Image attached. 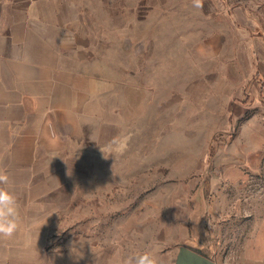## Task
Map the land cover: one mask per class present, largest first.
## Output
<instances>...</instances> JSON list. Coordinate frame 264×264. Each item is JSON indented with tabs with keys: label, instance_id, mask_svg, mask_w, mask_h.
Masks as SVG:
<instances>
[{
	"label": "rangeland",
	"instance_id": "374dc122",
	"mask_svg": "<svg viewBox=\"0 0 264 264\" xmlns=\"http://www.w3.org/2000/svg\"><path fill=\"white\" fill-rule=\"evenodd\" d=\"M70 1L110 46L111 96L59 137L30 264H264V0Z\"/></svg>",
	"mask_w": 264,
	"mask_h": 264
},
{
	"label": "crops",
	"instance_id": "0c3cea01",
	"mask_svg": "<svg viewBox=\"0 0 264 264\" xmlns=\"http://www.w3.org/2000/svg\"><path fill=\"white\" fill-rule=\"evenodd\" d=\"M85 14L70 0H0V171L10 178L21 224L13 238L0 239V264H15L14 254L30 264L43 250V197L48 183L55 186L48 161L62 156L59 137L77 129L80 108L96 97L110 102V46L89 37ZM137 44L135 54L142 39Z\"/></svg>",
	"mask_w": 264,
	"mask_h": 264
},
{
	"label": "clouds",
	"instance_id": "9594fccd",
	"mask_svg": "<svg viewBox=\"0 0 264 264\" xmlns=\"http://www.w3.org/2000/svg\"><path fill=\"white\" fill-rule=\"evenodd\" d=\"M196 8H202V0H194ZM130 138V137H129ZM125 138L124 146H127ZM20 214L17 198L14 194L10 178L4 171H0V239H11L20 230ZM114 246L119 247V241H114ZM94 264H99L96 257ZM121 264H165L164 259L151 248L137 251L122 259Z\"/></svg>",
	"mask_w": 264,
	"mask_h": 264
},
{
	"label": "water",
	"instance_id": "95a60500",
	"mask_svg": "<svg viewBox=\"0 0 264 264\" xmlns=\"http://www.w3.org/2000/svg\"><path fill=\"white\" fill-rule=\"evenodd\" d=\"M175 264H215L210 258L189 247H180Z\"/></svg>",
	"mask_w": 264,
	"mask_h": 264
}]
</instances>
